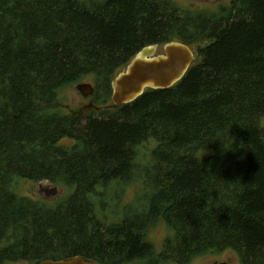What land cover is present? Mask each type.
Returning <instances> with one entry per match:
<instances>
[{
    "label": "trees",
    "instance_id": "16d2710c",
    "mask_svg": "<svg viewBox=\"0 0 264 264\" xmlns=\"http://www.w3.org/2000/svg\"><path fill=\"white\" fill-rule=\"evenodd\" d=\"M237 2L214 16L170 0H0V264L226 251L264 264V0ZM175 41L198 48L174 86L58 112L64 85L92 75L105 105L138 53ZM21 178L68 192L55 205L20 197ZM138 182L112 221L110 193ZM159 218L174 234L156 255L146 233Z\"/></svg>",
    "mask_w": 264,
    "mask_h": 264
},
{
    "label": "rangeland",
    "instance_id": "374dc122",
    "mask_svg": "<svg viewBox=\"0 0 264 264\" xmlns=\"http://www.w3.org/2000/svg\"><path fill=\"white\" fill-rule=\"evenodd\" d=\"M179 8L191 12L205 13L208 15L221 16L225 13V9H231L236 6L238 3L237 0H170ZM201 44V43H200ZM203 44V43H202ZM191 48L196 52L198 45H192ZM164 53V48L159 47V50L156 52L155 56L161 55ZM81 84H91L93 87L96 86L95 77L92 75L84 76L81 79L74 81L72 83L66 84L58 90V103L61 108L57 109L58 112L62 114H67L71 112H78L83 114H91L96 110L105 108L106 106L112 105L113 103L109 101L107 104L103 105L102 103L96 104L95 94H90L89 96H84L81 91L78 89ZM64 143L71 146L72 141L64 140ZM147 149V148H146ZM146 149L142 150V154ZM125 188L118 189V197H113L112 192L110 193V199L106 204V209L108 210L110 219L112 221H117L121 216L122 211L125 207L129 205H134L137 199L142 192L141 183H134L128 186H123ZM43 188H47L43 186ZM49 189L51 187H48ZM40 183L33 182L28 179H16L14 190L20 197L31 198L36 201H41L44 199V196L40 193ZM59 193L57 196L50 199H44L46 202L50 203L49 205H55L56 200L62 197L68 191L58 186ZM117 192V193H118ZM174 234L173 229L168 225V223L163 219L159 218L153 223L147 233L146 240L154 245L156 255H158L164 246L165 240L172 237ZM240 264V259L238 255L233 251H226L220 254L209 253L207 255H201L195 257L188 264ZM9 264H27L26 262L18 263H9Z\"/></svg>",
    "mask_w": 264,
    "mask_h": 264
},
{
    "label": "water",
    "instance_id": "95a60500",
    "mask_svg": "<svg viewBox=\"0 0 264 264\" xmlns=\"http://www.w3.org/2000/svg\"><path fill=\"white\" fill-rule=\"evenodd\" d=\"M164 53L155 56L158 45L144 48L112 82V102L116 106L135 101L148 88L168 89L179 82L196 60V52L182 42L163 46ZM78 89L84 96L95 94L91 84H81ZM43 186L47 188H43ZM40 193L46 199L57 196L58 186L49 181L40 182ZM48 187H51L50 189ZM42 264H100L81 256L64 260H48ZM220 264H228L226 262Z\"/></svg>",
    "mask_w": 264,
    "mask_h": 264
}]
</instances>
